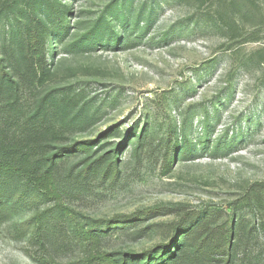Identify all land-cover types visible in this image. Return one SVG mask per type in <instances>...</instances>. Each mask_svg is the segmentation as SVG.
Here are the masks:
<instances>
[{"label": "rangeland", "instance_id": "1", "mask_svg": "<svg viewBox=\"0 0 264 264\" xmlns=\"http://www.w3.org/2000/svg\"><path fill=\"white\" fill-rule=\"evenodd\" d=\"M14 1L0 0V53L12 71L23 65L27 50L20 17L10 8ZM16 1L29 8L30 0ZM232 1L34 5L41 16L46 8L65 13L68 26L46 43L52 79L25 94L22 103L30 108L46 95L66 97L68 115L77 122L53 146L94 143L93 156L115 152L119 167L115 179L69 185L61 203L92 219L160 209L142 222L140 236L112 231L105 250L149 249L161 241L165 225L189 212L214 215L219 226L244 218L234 262L264 264L263 221L247 201L251 185L264 184V0L256 1L262 21L253 22L233 15ZM124 16L128 27L121 23ZM98 25L118 36L116 44L88 46ZM170 136L180 150L168 163ZM187 145L191 152L182 156ZM85 157L74 155L64 168L81 166ZM56 202L21 204L0 214V264L78 259L79 250L63 242L69 236L67 219H61ZM252 230L257 232L249 236Z\"/></svg>", "mask_w": 264, "mask_h": 264}, {"label": "trees", "instance_id": "2", "mask_svg": "<svg viewBox=\"0 0 264 264\" xmlns=\"http://www.w3.org/2000/svg\"><path fill=\"white\" fill-rule=\"evenodd\" d=\"M256 1L233 0L229 9L241 21H262ZM40 2L43 0H30L31 6ZM30 4L28 9H23L15 0L10 6L20 17L19 29L27 40L26 55L21 54L23 65L12 71L6 64V57L0 53V214L14 211L21 204L59 201L55 207L61 219H67L69 235H64L63 242L79 250L78 259L72 264H236L234 254L243 238L242 230L247 226L244 218H230L219 226L214 225V215L201 218L198 213L186 212L178 222L165 225L160 230L163 238L153 247L141 252H110L105 250L103 242L112 231L137 234L142 222L159 213L160 209L150 208L130 216L92 219L63 206L62 195L69 185L78 186L90 178L115 179L119 167L115 152L93 156L94 143L53 146L64 135V129L77 122L76 117L68 115L71 105L66 97L46 95L30 108L22 103L25 94L43 87L52 79L48 57L51 53L46 43L62 35L68 26L64 21L65 13L60 10L46 8L40 12L41 16ZM121 23L128 27L125 16ZM90 36L89 47L103 42L116 44L118 39L108 28L102 29L99 25ZM143 135V132L139 135V142ZM168 143L166 159L169 163L171 155L180 148L171 136ZM190 152L191 146L187 145L180 154L187 156ZM80 154L86 156L81 166L69 170L64 168L66 160ZM247 201L254 212L260 213L264 226V184L251 185ZM152 228L146 230L152 231ZM256 232L252 230L249 236Z\"/></svg>", "mask_w": 264, "mask_h": 264}]
</instances>
